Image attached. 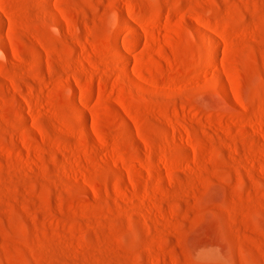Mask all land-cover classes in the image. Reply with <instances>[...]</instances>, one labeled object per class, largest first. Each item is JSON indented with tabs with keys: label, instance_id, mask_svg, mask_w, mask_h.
Masks as SVG:
<instances>
[{
	"label": "rangeland",
	"instance_id": "rangeland-1",
	"mask_svg": "<svg viewBox=\"0 0 264 264\" xmlns=\"http://www.w3.org/2000/svg\"><path fill=\"white\" fill-rule=\"evenodd\" d=\"M0 264H264V0H0Z\"/></svg>",
	"mask_w": 264,
	"mask_h": 264
}]
</instances>
